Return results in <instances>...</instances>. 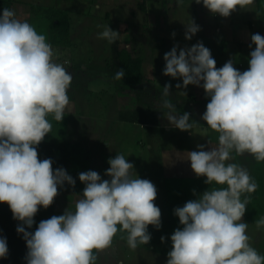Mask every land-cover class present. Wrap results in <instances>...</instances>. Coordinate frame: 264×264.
Instances as JSON below:
<instances>
[{
    "label": "clouds",
    "instance_id": "clouds-1",
    "mask_svg": "<svg viewBox=\"0 0 264 264\" xmlns=\"http://www.w3.org/2000/svg\"><path fill=\"white\" fill-rule=\"evenodd\" d=\"M194 2L227 18L238 8L248 10L254 0ZM198 31L200 26L191 19L185 25V39L191 40ZM119 36L109 26L98 34L109 43ZM252 44L245 71L234 67L231 59L217 68L202 42L185 48L174 45L164 54L163 74L182 79L177 89L194 85L210 98L201 119L218 133V144L210 150L198 144V150L176 154L177 159L190 161L195 175L206 177L204 182L212 187L174 209L183 227L171 235L166 264H264V255L251 245L249 225L243 221L259 185L246 167L226 163L245 154L264 162V36L252 34L250 48ZM54 55L44 34L18 19L14 10H0V203H6L22 224L16 231L26 241V264H97L100 254L113 248L118 233L132 250L150 242L148 226L161 227V210L154 203L157 189L138 177L123 154H117L108 160L105 176L110 179L92 170L79 173L85 187L74 211L66 209L41 220L34 232L26 230L32 228L41 207L54 203L59 188L76 184L63 167L54 170L50 158L38 157L37 146L52 129L48 117L61 122L70 104L73 75L54 61ZM124 76L125 70L119 68L113 79ZM171 87H163L158 107L167 109L162 112L171 127L191 131L190 114H178L168 99ZM255 226L264 228V217ZM7 256V240L0 236V258Z\"/></svg>",
    "mask_w": 264,
    "mask_h": 264
},
{
    "label": "rangeland",
    "instance_id": "rangeland-1",
    "mask_svg": "<svg viewBox=\"0 0 264 264\" xmlns=\"http://www.w3.org/2000/svg\"><path fill=\"white\" fill-rule=\"evenodd\" d=\"M11 5L17 18L27 20L38 33L47 37V42L50 21L40 15L41 11L44 8H58L69 14L70 45L57 46L49 43L55 53L54 61L63 64L73 75L68 90L70 104L61 122L55 121L52 116L48 117L52 124L49 134L78 143L90 152L87 167L81 172L92 170L98 172L102 179H110L105 176L110 167L108 160L117 154H123L134 164V171L139 178L148 179L156 186L157 198L154 203L161 210L159 230L149 225L148 232L152 237L150 242L139 245L136 250L130 249L126 239H120L122 234L118 233L114 238L113 248L101 253L99 262L166 264L167 254L172 249L169 231L174 232L183 226L178 217L177 220L172 219L171 223L167 222L165 187L175 181H183L184 177H173L175 175L168 168L166 156L173 144L169 139L173 130L162 112L167 109H161L158 103L165 84H171V95L168 99L175 104L177 113L183 114L191 110L192 121L200 123L203 122V102L200 98L191 99L199 91L197 86L176 88V84L182 85V79L165 76L164 56H160L159 51L154 53L152 50L158 45L156 41L166 35L179 38L182 41L180 44L186 47L202 42L210 49L216 61L222 54L237 50L230 47L232 41L226 39L230 35V25H223L218 29L215 22L221 20L228 23L233 20H246L251 16L264 18V0H257L258 10L254 12L238 8L230 17L223 19L222 16L217 14L216 17L212 13L207 14L208 19L200 17L201 4H196L194 0H11ZM191 19L200 26V31L191 40H186L185 25ZM106 26L120 33L113 43L98 38V34ZM256 28H252L254 33L259 27ZM134 45L143 57L141 83L136 88L130 87L124 78L120 81L113 79L118 71L116 50ZM233 62L234 67L245 71L246 62L243 58ZM242 63L245 65L242 66ZM181 91L186 92V96ZM137 106L148 113V120L154 121L156 116L157 123H136L120 119L121 112L129 111L127 114L130 117ZM208 131L213 132L210 128ZM81 172L71 175L76 180L74 188L65 183L58 189L60 215L66 209L75 210L78 195H82L85 187L79 180ZM245 222L249 225L247 234L251 245L264 255V229L259 231L252 219ZM123 235L126 236V233ZM162 236L165 237L163 242Z\"/></svg>",
    "mask_w": 264,
    "mask_h": 264
},
{
    "label": "trees",
    "instance_id": "trees-1",
    "mask_svg": "<svg viewBox=\"0 0 264 264\" xmlns=\"http://www.w3.org/2000/svg\"><path fill=\"white\" fill-rule=\"evenodd\" d=\"M8 8L12 9L11 0H0V10ZM40 10V9H39ZM40 15L50 21L49 28V42L57 46L70 45V18L66 10L58 8H44ZM39 14V13H38ZM255 33L260 32L258 30ZM118 58L117 67L125 70L124 79L130 87H134L141 83V71L143 65V57L137 54L134 47H123L116 50ZM217 68L222 65L216 61ZM129 111L121 112L120 119L130 120L138 123H157V117L154 116V121L148 120V113L141 108L136 107L132 111V115L128 117ZM38 157L43 160L50 158L53 161V169L63 167L69 175H75L87 167L90 159V152L84 146L78 143L70 142L64 138L48 134L45 139L37 146ZM205 178H183V181H175L165 187V200L167 204V222L171 223L172 219L177 220L174 214V209L182 207L187 200H194L208 190L210 185L204 181ZM259 185L256 192L251 194V202L260 204L259 200L262 195V181L254 178ZM215 187H226L215 185ZM195 192V194H194ZM243 199V197H242ZM172 210V214H171ZM53 215H60L58 209V196L54 203L44 209L41 207L34 217L35 223L31 229L26 228L27 231L34 232L41 220L50 218ZM18 226H22L20 221L13 218V214L6 203H0V236L7 240L8 256L7 258H0V264H26L25 256L27 253L26 241L22 233L16 231ZM26 227V226H25ZM171 235L174 233L170 231ZM97 264H117L116 263H102L97 261Z\"/></svg>",
    "mask_w": 264,
    "mask_h": 264
},
{
    "label": "crops",
    "instance_id": "crops-1",
    "mask_svg": "<svg viewBox=\"0 0 264 264\" xmlns=\"http://www.w3.org/2000/svg\"><path fill=\"white\" fill-rule=\"evenodd\" d=\"M248 10H258L257 6V0H254V3L249 6ZM203 12H206L204 14ZM209 10L206 9L203 4L201 3V10H200V17L202 18H207V14H209ZM251 13V11H250ZM250 15V14H249ZM253 16L255 15L254 13L252 14ZM214 16L217 17V14H214ZM249 17V16H248ZM224 17H221L223 19ZM228 18V17H227ZM208 19V18H207ZM150 25L152 23H149ZM202 24V23H201ZM212 24V23H211ZM215 25L217 26L216 28L220 29V26L223 25H230V30H229V38L226 37V39H230L232 42L230 44V47L236 49L237 51L236 54H231L235 52H230V54L226 53L227 51L225 50L226 54H222L220 58H216V61H219L222 66L228 61V60H236L238 58H243L244 61L246 62V65L242 63V66L245 65V70L248 69L249 64L248 60L250 59V52L254 50V46L249 47L251 43V35L255 34L253 29H257L256 27L258 26V30L262 36H264V18H259V17H249L246 20H239V21H230V22H225V21H216ZM207 26V23H206ZM211 37V36H210ZM182 41L179 38H171L170 36L162 35L160 39L156 41V43L160 46H155L152 50V52H160V56H164V54L172 49L174 45H179V48H185L186 46L184 44H180ZM248 44V46L246 45ZM224 47V46H223ZM134 48L136 52L138 53V48L134 45ZM178 48V51H179ZM247 48V49H246ZM239 52V53H238ZM141 55L140 53H138ZM240 64V61L239 63ZM143 66V65H142ZM163 64V68H164ZM198 92L196 95L191 97V99H202L203 102V113L206 110V105L209 102V97L205 95V92L203 88L198 87ZM190 118L192 119V112H190ZM203 121V120H202ZM194 124V130L191 131H180V132H175L176 128L172 127V132L169 135L170 142L173 143L171 146V149L167 151V164L168 168L170 169L172 175H175L173 177H176L180 175V177L184 178H205V177H197L195 173L192 171L191 166H190V161L188 160H180L177 159L176 154L177 153H184V152H189V151H195L197 149L198 144H203L205 145V150H210L211 147H215L218 144V133L216 132H211L209 133L208 131V126L206 125V122H200L196 123L193 121H190ZM209 142V144H208ZM235 156V153H233ZM238 163L244 167H246L249 170L250 175L253 178L260 179L262 181V195L260 197V204H256L253 202H250L247 205V210L246 213L243 217V221L245 222L247 219H252L254 222L258 220L261 217H264V162L257 163L251 156L245 154L243 156H235L234 160L227 161L226 163ZM264 228H260L262 230ZM170 237L171 233L169 231ZM257 238L255 237V241Z\"/></svg>",
    "mask_w": 264,
    "mask_h": 264
}]
</instances>
